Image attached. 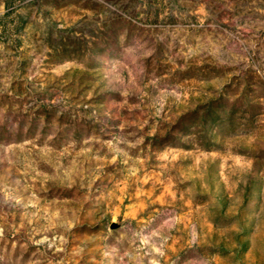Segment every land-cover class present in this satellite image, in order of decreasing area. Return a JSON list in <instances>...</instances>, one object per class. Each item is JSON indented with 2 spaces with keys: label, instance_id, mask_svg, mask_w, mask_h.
Returning <instances> with one entry per match:
<instances>
[{
  "label": "rangeland",
  "instance_id": "1",
  "mask_svg": "<svg viewBox=\"0 0 264 264\" xmlns=\"http://www.w3.org/2000/svg\"><path fill=\"white\" fill-rule=\"evenodd\" d=\"M0 264H264V0H0Z\"/></svg>",
  "mask_w": 264,
  "mask_h": 264
},
{
  "label": "water",
  "instance_id": "2",
  "mask_svg": "<svg viewBox=\"0 0 264 264\" xmlns=\"http://www.w3.org/2000/svg\"><path fill=\"white\" fill-rule=\"evenodd\" d=\"M117 227V224H115V223H113L112 225H111V228H116Z\"/></svg>",
  "mask_w": 264,
  "mask_h": 264
}]
</instances>
